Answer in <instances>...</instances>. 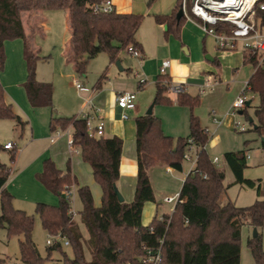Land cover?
Masks as SVG:
<instances>
[{
	"label": "trees",
	"instance_id": "trees-1",
	"mask_svg": "<svg viewBox=\"0 0 264 264\" xmlns=\"http://www.w3.org/2000/svg\"><path fill=\"white\" fill-rule=\"evenodd\" d=\"M102 0H0V69L6 63L5 43L23 40L24 60L27 66V79L23 84L30 105L33 108L53 107L54 87L52 83L39 82L37 66L48 61L50 56H42L32 47V37L26 34L22 14L64 10L69 14L71 31V50L69 58L74 63L76 73L84 76L90 62L100 54H107L110 62H117L121 52L132 46L142 50L136 40L144 16L139 14L95 13L89 9ZM182 0L171 16H156L160 25H166L167 35L179 37L184 17L177 20ZM255 17H263L264 12L255 6ZM218 33H230L231 26L221 23L216 27ZM246 63L254 67L248 82L250 93L257 96L259 104L255 107L256 125L253 128L264 139V66H259L258 58L245 52ZM105 72L98 80L100 86L106 79ZM170 77L159 74L156 81L154 104L172 105L167 96ZM141 88V87H140ZM177 103L191 110L190 134L188 137L174 139L163 132L162 121L154 115L139 116L136 123L137 146V188L132 202H121L116 194L120 178L123 140L92 137L86 122L80 117H53L51 132L72 127L74 146L80 151L85 163L92 170L103 197L100 207L94 203L89 186L78 188L82 203L81 223L89 233L85 240L79 223L70 213L71 202L63 192L76 185L71 166L66 172L47 159L43 171L37 179L51 193L60 197L58 205L38 203L36 214L42 229L47 235L60 236L69 242L72 256L63 250L61 242L47 248L43 256L34 239L35 217L14 206V196L5 188L10 176V168L0 163V228L5 229L7 237H22L19 241L20 263L17 264H145V248L162 247L160 264H240L241 232L243 226L257 230L255 237L248 239V248L255 264H264V249L260 229L264 228V199L262 181L245 178L248 168L247 150L227 152L224 160L234 176L233 185L256 189L257 201L249 207H237L233 202L220 203L226 191L225 170L213 162L207 152L210 134L203 128L193 111L200 104L199 96L188 93L177 95ZM242 110L247 115L248 108ZM0 120H11L23 131L26 122L7 100L6 92L0 83ZM251 125H253L250 122ZM193 139L199 149L197 172L185 179L180 195L183 200L171 215L163 220L155 217L147 226L143 224V212L147 203H155L156 196L150 181V171L157 166L183 170L186 142ZM264 148V142L262 141ZM11 162L15 161L16 151H12ZM206 176V177H205ZM163 243L160 244V241ZM84 243L90 250L91 259L87 260ZM60 252L61 258L55 259L54 253ZM0 264L8 263L0 258Z\"/></svg>",
	"mask_w": 264,
	"mask_h": 264
},
{
	"label": "crops",
	"instance_id": "crops-1",
	"mask_svg": "<svg viewBox=\"0 0 264 264\" xmlns=\"http://www.w3.org/2000/svg\"><path fill=\"white\" fill-rule=\"evenodd\" d=\"M113 1L117 13L137 14V12L134 9L133 0H113ZM157 3L159 4L158 10H156L154 17L151 16L152 13L151 11H149L148 13L149 22L147 23H149L150 28L155 33L158 39V43L159 44L163 43L164 44L163 47L166 49L168 48V55L166 56L168 58L161 60V58L158 57V55H156L154 51L146 50L144 45L138 39V35L141 30L140 28L136 34V40L142 46V50L141 51L139 50L141 53V57L136 58V59H140L138 60L139 61L138 68L136 71L137 75H135L137 76L136 83L138 89H140L139 87L140 81H138L137 78H139V80L144 79L146 81L145 84H147L149 80L151 82H155L156 84L157 78L160 74L159 70L162 65V62L166 60L171 61V66L167 70V75L170 77V81L173 83L182 84L185 88V93H188L193 97L199 96L196 95L195 92L197 91L198 94L199 92L198 90H200L201 88L200 86H202L201 82L203 77L207 78L208 84H210V81L213 79L215 83H218L217 80H220L221 83L223 81L233 82V83L238 82L240 85L241 84L243 85V83L241 82H246L244 84V87L246 86V84L249 82L250 78L254 73V67L251 64L246 63L245 52L242 50L241 47H239V49L236 51L221 50L217 46L216 40L212 36H208L204 33V31L201 28V24L199 23V20L197 19L188 20L185 16L179 37L175 36L174 34L167 35L166 34L168 30L167 26L158 24L155 20V17L173 15L175 9L179 4V0H158ZM44 13L46 12L24 13L22 14V20L24 23L26 34L32 37L33 49L35 51H39L42 56H50V59L48 61H41L38 63L37 79L39 82L53 84L54 87L53 107L33 108L29 103L26 91L23 87V84L26 81L28 75L26 62L24 60L23 40H16L14 42L8 41L5 43V51L7 58H6L4 70L5 71L8 70L12 61L17 60L20 63V66L22 67L21 75H19L14 80L12 79L8 80L5 74L3 77H0V82L5 89L8 102L13 104L14 109L17 113H21L22 115L27 116L30 119V122L32 124L30 128L31 131L29 133L31 139H30V144H28V146L29 145L33 146L35 145L36 142L45 141L46 143V147L41 148L42 151L39 152L36 155V157L32 159L30 163H28L23 168L24 170L22 169L23 171L21 170L22 173L29 172L30 170V173L28 174L29 175L28 178L30 179L31 185H33V190L35 191L36 197L34 196L31 198L29 196L20 197V195H18V193H16V191L13 190V188L10 185V181H12L14 178L10 179V177L12 175H14L15 177L17 174L16 173L17 170L14 171L13 168H10L11 173L5 185V188L14 196V206H15V202H18L17 200L18 199L20 200L22 198L26 200H32L38 203H46L51 205L57 204V199L51 196V193L45 190V188L41 186L35 179V176H37V174L43 171L44 161L47 159H51L56 164L57 168L63 172H66L68 164H70L72 174L76 179V185L74 187L78 189L79 187L86 186V184L90 185L95 199L94 203L97 207H99L100 203L98 202L100 201L96 202V198L100 196L101 193L100 191L102 189L94 179L93 170L91 166L83 161L80 152L75 151L76 148H71L69 145V141L70 139H72L71 137L73 134L72 127H69L66 130L57 129V131L55 132H51L50 129V122L53 117L81 118L82 114H93L94 111H97V118L95 119V122H98L100 120L104 122L105 124L104 136L106 138H112L114 136H117L123 140L120 178L119 181L117 182V189L122 194L124 201L130 203L133 201L135 197V192L137 188V172H138L135 119L139 116L148 115V113L143 115L140 104L137 103L136 110L133 112H129V119L123 120L121 118L122 111L117 107L115 99L117 94L121 92L136 93L134 91L135 82L134 83L123 82L124 80H120L119 82L113 84L112 89H109V91L106 90L105 92L103 87L106 81L108 80V75L100 86H97L96 83V85L92 89V92L91 91L88 92V89L84 87L76 79H73V82L71 81L67 82L66 79L71 78V76H73V74L76 73L74 63L69 60L72 54V50H71V31H70L69 14L67 11L65 12L66 24H67L66 27L70 35L66 43H64L62 54L59 58V61L57 62L55 60L53 61L54 63L50 67L52 71L50 72L49 66L52 61L51 55H45L43 53V48L39 46L38 41H36L35 39V33H34L38 25H39L38 29L40 28L43 30L45 29L46 20L44 18ZM151 20H154L155 24ZM192 40L200 41V46L197 44L195 46L197 48H195V53L193 54V56L191 49ZM169 48L171 49L173 48V50L169 51ZM181 48L187 53L189 57H185L183 56V54H181L180 51ZM176 49H179V51L177 52ZM125 51L120 53L118 61L115 62L121 72L126 71V69L122 66V60H121L122 54ZM207 57L211 58L212 60L207 59ZM206 62L211 63V66ZM46 64L48 65L47 66L48 69L45 68L46 66H43ZM24 65L26 67V71L23 70ZM64 70L68 73L64 74ZM127 71L132 72L133 70L129 69ZM55 72L56 73L59 72L57 73V75L59 76H57ZM76 75L78 74L76 73ZM230 78L232 79L230 80ZM63 81L66 84H64ZM76 83H79L82 87L77 88ZM73 85L81 92L87 94L84 95V97H82V99H85V101L81 100L82 102L79 104L78 108L75 111L77 112V114H75L74 116H68L67 114H70L67 113L69 112L68 108L73 107L74 105L71 104L72 102L70 101V99H67L66 101V99L64 98V90H66V87ZM109 85H112V82L109 81ZM171 96L172 93L169 94L170 98ZM174 97L177 98V96L175 95ZM89 100H91V102H88ZM154 106L155 104L151 106L152 107L151 115H153ZM132 116H134L133 121H131ZM210 119H211V113H210ZM26 123L27 124L24 127L23 131H21L22 136L24 132L29 128V122L27 121ZM15 125L17 126L16 123ZM51 139H54V142H52ZM217 140L218 138H216L215 140H211L207 146L208 147L215 146L217 144ZM9 142L11 141H7L3 145L0 144V151L9 152L11 154L12 151L16 150L17 145L14 142H11L14 144V148L12 150H6L4 148L5 144ZM262 149L264 148L262 147ZM74 153H75V157L73 155ZM246 156L248 162L250 160V155L247 154ZM157 167L160 169L163 168L164 171L166 170L167 174H171V175L180 172L182 174V179L180 180L183 183L189 174V172L188 174H184V167L182 171H176L170 167H165V166H160V167L157 166ZM157 167L153 168L150 171V181L153 190L155 192L156 202L147 203L145 205L143 215L153 211L152 216L154 215V218L157 217L158 219H161L166 215H171L175 209V206L170 204H164L162 202L163 197L172 196V195L170 193L158 192L156 184L158 188H160L159 187L160 178L159 175L156 174L157 172H155L156 171L155 169ZM246 171L247 169L244 172L245 178H246ZM17 176H19V174ZM261 181L264 192V180ZM161 185L163 186V184ZM18 190L19 188H17V192ZM225 194H227V192H225ZM164 205L172 206L171 209L168 208L170 212L169 211L164 212L162 216L158 217L159 216L158 209L160 206H164ZM15 208L19 210H23L21 208H17V207ZM246 226L249 227L251 230H253V234H254L255 229L248 225ZM241 236H242V232H241ZM252 237L253 236L249 238Z\"/></svg>",
	"mask_w": 264,
	"mask_h": 264
},
{
	"label": "rangeland",
	"instance_id": "rangeland-1",
	"mask_svg": "<svg viewBox=\"0 0 264 264\" xmlns=\"http://www.w3.org/2000/svg\"><path fill=\"white\" fill-rule=\"evenodd\" d=\"M158 0H133L134 9L139 15L144 16V21L141 27V30L138 35V39L144 45L146 50L154 51L161 60L166 59L168 55V48H164V44L158 43V39L155 33L150 28L148 20V13L151 11V16H155L156 10H158L159 4ZM191 3L188 4V8H190ZM64 10H49L44 13V18L46 20L45 29H38L39 25L35 29V39L38 41L40 47L43 48V53L45 55H51V64L49 66L50 72L52 71L50 67L54 63L59 61V58L62 54V49L64 43L68 40L70 35L69 31L66 27V15ZM193 20L195 18L191 16ZM154 24L155 21L151 20ZM200 24L202 22L199 21ZM201 32V31H200ZM203 34V33H201ZM16 41V40H15ZM196 41V42H194ZM202 41V38H201ZM11 42V41H10ZM14 42V41H13ZM197 45L200 46V41L192 40V56L195 53V47ZM173 50V48H169V51ZM178 52L179 49H176ZM181 54L185 57H189L187 53L181 48ZM15 59V56H14ZM122 66L126 69V71L121 72L117 67V64L111 63L107 54H100L95 59H93L89 66L86 75L78 76L73 74L71 78L66 79L67 82H73V79L79 81L84 87L88 89V92L91 91L96 85L99 78L106 72L108 75V80L104 84V92L106 90L112 89L113 84L119 82L120 80H124L123 82H135L134 91L137 93V103L140 104L142 114L145 115L148 113L150 107L154 104V97L156 94V84L155 82H149L145 84L142 89H138L136 83L137 75L136 71L138 68V60L135 57L131 56L126 51L122 54L121 57ZM171 62V61H170ZM13 63V65H12ZM8 68V70L0 69V77H3L4 74L8 80H14L19 75H21L22 67L17 60H13ZM207 63V62H206ZM211 66V63H207ZM213 65V64H212ZM45 68L48 69V65ZM133 70L132 72L127 70ZM23 70L26 71L25 65L23 66ZM56 73V72H55ZM59 73V72H57ZM56 73V75H57ZM64 70V74H67ZM59 76V75H57ZM231 77V76H230ZM138 81L139 78H137ZM232 78H230L231 80ZM109 81L112 82V85H109ZM218 83H215L212 79L210 84L207 83V78L203 77L202 86H200V90L195 92L196 95L200 97V104L193 111V114L199 118L200 123L203 128H207L210 134V141L217 140V144L213 147H206L207 152L211 159L215 157L219 158L218 166L225 170L226 178L224 181V185L226 187L227 194H223L220 199L221 204H225L228 201L233 202L237 207H249L253 205L257 199L256 189H251L246 186L241 185H233L234 176L224 160V154L227 152H235L240 150H247V154L250 155V160L248 161V168L246 171V178L254 181L264 180V149H262V139L261 137L253 131L257 121L255 117V107L259 104V99L257 96H254V100H252L250 107L248 108L247 115H241L237 113L236 115H231L229 113L232 103L235 99L241 94L244 84L246 82H241L243 85L238 82H226L222 83L220 80H217ZM1 83V82H0ZM64 84H66L63 81ZM173 83V82H172ZM179 84V83H174ZM171 92L169 91L167 95L169 96ZM87 93L81 92L74 85L66 87L64 90V98L70 99L73 104V107L68 108L70 114L68 116H74L77 114L76 109L79 104L85 99H82L84 95ZM108 94V92H107ZM171 99L173 100L172 105L167 104H157L154 106L153 115L158 116V118L162 121L163 132L165 135L173 137L177 139L179 137H188L190 134V116L191 110L186 106H181L177 103V99L172 94ZM82 100V101H81ZM216 112V114L220 117L222 123L219 127L212 122L210 119V113ZM25 122H29V128L26 130L22 136V132L19 127L15 125L14 121L11 120H0V144H4L7 141L14 142L17 145L16 148V157L15 161L12 164L11 156L9 152L0 151V162L7 165L9 168H13L14 171L17 170V174L14 177L12 175L10 177L14 178L10 181V185L20 197L29 196L36 197L35 191L33 190V185L30 183L29 172L22 173L23 168L30 163L32 159L36 157V155L42 151L41 148L46 147V143L44 142H36L33 146H28L30 144V131H31V122L27 116L18 113ZM134 120V116H132L131 121ZM240 121L243 123H252V128H249L248 131H240L236 128V122ZM72 138V137H71ZM75 157V153L73 154ZM44 165V164H43ZM66 165V164H65ZM160 167V166H159ZM184 174H188L191 169V164L188 161H184ZM23 169V170H22ZM22 170V171H21ZM156 174L159 175L160 188L157 190L162 193H170L171 195H175L180 192V188L182 183L180 179H182V174L180 172L175 173L174 175L167 174L166 170L163 168H156ZM21 171V172H18ZM11 173V172H10ZM22 173V174H20ZM19 174V176H17ZM85 175V174H84ZM18 177V178H17ZM37 182L44 187V185L37 179ZM156 183V180H155ZM158 184V185H159ZM163 184V186L161 185ZM86 186L90 185L86 184ZM17 188H19L17 192ZM45 188V187H44ZM45 190H47L45 188ZM48 191V190H47ZM65 191V190H64ZM92 191V188H91ZM50 192V191H48ZM100 196L96 198V202L102 203L103 193L100 191ZM51 193V192H50ZM71 206L72 210L75 212V220L79 223L81 231L84 233V238L87 240L89 238V233L81 223L80 212L82 211V203L80 197L78 195V189L72 186L71 188ZM93 193V192H92ZM51 196L57 199L58 205L60 202V197L51 193ZM228 196V197H227ZM94 197V195H93ZM230 199V200H228ZM264 199V195L261 197ZM18 202H15V207L23 209V211L27 212L29 215L35 217V228L33 232V239L43 256L47 255V239L48 235L42 229L39 217L36 214V205L38 202L32 200H26L24 198L18 199ZM95 202V199H94ZM99 204V207H100ZM172 206H160L158 209L159 216H162L164 212H167L171 209ZM153 212V211H152ZM152 212L146 213L143 215V224L149 225L153 220L154 215L152 216ZM259 232L262 234L263 240V249H264V228L260 229ZM253 236V230H251L247 226H243L242 228V236H241V263L240 264H255L254 258L251 254L250 249L248 248V239ZM22 240V237H12L8 238L5 229L0 228V258L7 259L8 263L17 264L20 263V251H19V241ZM63 250L66 251L70 256H72V249L69 246L63 245ZM84 250L87 260L91 259L90 250L87 245L84 243ZM55 259H60V252H55Z\"/></svg>",
	"mask_w": 264,
	"mask_h": 264
},
{
	"label": "built area",
	"instance_id": "built-area-1",
	"mask_svg": "<svg viewBox=\"0 0 264 264\" xmlns=\"http://www.w3.org/2000/svg\"><path fill=\"white\" fill-rule=\"evenodd\" d=\"M191 3L190 8L188 4ZM255 6L264 12V0H182V9L184 16L188 20H193L191 16L202 22L201 28L208 36H212L217 43V46L223 51H236L239 47L244 52H249L258 58L259 66L264 65V18L255 17ZM89 9L95 13L109 14L116 11L113 0H102L99 3H94L89 6ZM228 24L231 26L230 33L216 31V27L221 24ZM128 54L135 58H140L141 53L138 49L130 46L127 48ZM171 62L166 60L162 62L160 67V74L167 75V70L170 68ZM146 81L140 80L139 87H143ZM77 88L82 86L76 83ZM169 91L177 96L185 92L182 84H174L169 82ZM254 95L250 93L248 83L242 90L241 94L232 103L229 113L236 115L247 106L249 101H252ZM116 105L122 111L121 118L123 120L129 119V112H133L137 108V95L134 92H121L116 96ZM88 102H91L89 100ZM81 118L85 120L86 127L90 136L102 137L105 132V124L103 121L95 122L97 118V111L93 114H82ZM211 120L216 126H220L222 121L216 112L211 113ZM236 128L240 131H248L252 128L249 123L236 122ZM54 142V139H51ZM69 145L71 148H76L73 140L70 139ZM6 150H12L14 144L9 142L5 144ZM76 152H80L77 148ZM184 161L191 164L189 174L197 172V161L199 158V149L196 147L193 139H188L186 142V152L184 154ZM213 162L217 164L218 158H214ZM188 174V175H189ZM206 177V176H205ZM72 188V187H71ZM71 188L65 189L64 196L68 201H71L72 193ZM164 204L177 206L182 204L180 192L172 195L165 196L162 199ZM70 213L74 216L75 212L71 209ZM159 220H163V217ZM61 242L64 246H69L66 239H62L59 235H48L47 245L52 246ZM163 240L160 241V244ZM162 261V247L158 248H145V264H160Z\"/></svg>",
	"mask_w": 264,
	"mask_h": 264
},
{
	"label": "water",
	"instance_id": "water-1",
	"mask_svg": "<svg viewBox=\"0 0 264 264\" xmlns=\"http://www.w3.org/2000/svg\"><path fill=\"white\" fill-rule=\"evenodd\" d=\"M182 17H184V12H183V9L180 8L179 11H178V13H177V20L179 21ZM207 59L212 60L209 57H207ZM118 65H119V63H118ZM250 104H251V102H248L247 103V107L250 106ZM151 114H152V107L150 108V110L148 112V115H151ZM240 114L242 115V112H240ZM262 141L264 142V139H262ZM116 194H117L119 200L121 202H123L124 201V198H123L122 194L120 193V191L117 189V187H116ZM256 235H257V230L255 229L254 230L253 237H255Z\"/></svg>",
	"mask_w": 264,
	"mask_h": 264
}]
</instances>
